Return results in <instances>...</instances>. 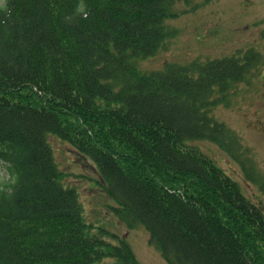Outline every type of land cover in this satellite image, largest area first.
<instances>
[{"label": "trees", "instance_id": "1", "mask_svg": "<svg viewBox=\"0 0 264 264\" xmlns=\"http://www.w3.org/2000/svg\"><path fill=\"white\" fill-rule=\"evenodd\" d=\"M191 1L1 0L0 264H137L125 237L85 219L50 136L93 165L108 209L126 230L142 226L166 264H264V210L197 145L264 196L253 150L213 115L261 53L139 67Z\"/></svg>", "mask_w": 264, "mask_h": 264}, {"label": "rangeland", "instance_id": "2", "mask_svg": "<svg viewBox=\"0 0 264 264\" xmlns=\"http://www.w3.org/2000/svg\"><path fill=\"white\" fill-rule=\"evenodd\" d=\"M175 9L181 14L167 22L174 36L155 56L139 62L140 69L157 70L165 63L219 58L247 47L257 49L262 55V65L247 82L237 85L230 94L229 105L216 107L213 115L239 134L243 143L253 150L257 166L264 173V0H192L188 5L177 4ZM49 142L64 174V182L78 191L83 214L94 232L104 229L125 237L137 264H166L148 244V234L142 226L128 231L108 209L112 203L95 185L93 165L74 160L68 144L57 137L50 136ZM197 145L239 183L247 198L264 210V196L256 186L244 180L239 167L230 158L209 143ZM7 178L0 162V182ZM103 238L115 243L113 239Z\"/></svg>", "mask_w": 264, "mask_h": 264}]
</instances>
